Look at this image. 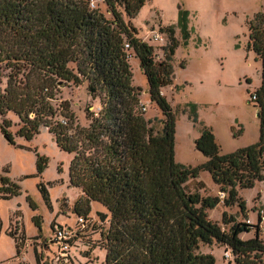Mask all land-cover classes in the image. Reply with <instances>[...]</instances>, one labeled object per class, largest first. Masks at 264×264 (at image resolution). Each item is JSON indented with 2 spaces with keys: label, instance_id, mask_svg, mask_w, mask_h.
Masks as SVG:
<instances>
[{
  "label": "trees",
  "instance_id": "trees-1",
  "mask_svg": "<svg viewBox=\"0 0 264 264\" xmlns=\"http://www.w3.org/2000/svg\"><path fill=\"white\" fill-rule=\"evenodd\" d=\"M94 1L0 0V85L5 79L0 132L14 144L8 132L11 113L18 119L16 136L30 141L44 128L58 149L72 155L68 183L82 194L73 212L87 218L96 202L108 213V228L100 235L103 264H216L211 254L198 253L200 245L213 243L228 249L234 264H263L258 225L238 223L223 213L221 222L228 226L223 229L207 212L219 204H237L244 214L238 190L264 183V0L249 30L250 47L261 63L260 86L252 94L259 140L222 155L212 131L202 127L194 146L205 161L194 168L175 162V116L161 94L172 85L175 28L183 44L189 39L188 12L178 8L175 26L167 29L170 43L163 60L156 61L153 47L138 38L130 22L146 0H99L110 18L91 6ZM131 54L146 79L150 102L163 116L159 129L140 110ZM83 84L100 105L97 112L85 109V127L77 123L68 102L55 105L63 88ZM46 162L37 158L38 174ZM200 172L211 176L222 199L186 189ZM39 192L48 203L43 185ZM19 194L17 184L0 176L1 198ZM35 225L39 227L36 220ZM251 229L252 238H240ZM35 264L49 263L38 257Z\"/></svg>",
  "mask_w": 264,
  "mask_h": 264
},
{
  "label": "rangeland",
  "instance_id": "rangeland-1",
  "mask_svg": "<svg viewBox=\"0 0 264 264\" xmlns=\"http://www.w3.org/2000/svg\"><path fill=\"white\" fill-rule=\"evenodd\" d=\"M93 3L110 18L101 1ZM262 6L263 0H146L130 20L138 38L153 47L155 60L162 61L170 43L167 29L175 26L178 8L189 14L187 43H182L177 28L172 35L178 44L171 62L173 80L171 86L161 90L175 116L174 159L180 166L194 168L205 161L194 146L202 127L212 131L222 155L258 142L260 120L251 96L260 86L261 63L250 47L249 30ZM128 61L132 84L140 89L139 99L146 109L144 117L159 129L163 116L149 100L138 61L133 54ZM1 80L3 88L5 79ZM57 98L55 105L68 102L82 127L88 124L85 109H100L98 99L91 97L85 84L66 86ZM7 118L12 122L8 132L14 144H9L0 132V176L17 184L20 194L9 199L0 197V264H35L38 257L49 264H103L105 251L100 235L108 228V213L102 205L92 202L86 225L78 226L73 206L82 194L68 183L72 155L58 149L44 128L30 141L16 136L18 119L11 113ZM38 157L47 160L41 174L36 169ZM39 185L45 187L48 203L43 200ZM186 189L202 196L222 195L207 172L189 180ZM238 196L245 202L244 214L237 204H219L207 212L208 218L223 229L228 228L221 222L223 213L238 223L258 225L264 242V183L239 189ZM58 228L72 233L66 256H61L53 240ZM253 236L251 229L240 238ZM228 252L232 255L215 243L200 245L198 249L200 254H211L216 264H234L233 256L226 257ZM262 261L264 264V255Z\"/></svg>",
  "mask_w": 264,
  "mask_h": 264
},
{
  "label": "built area",
  "instance_id": "built-area-1",
  "mask_svg": "<svg viewBox=\"0 0 264 264\" xmlns=\"http://www.w3.org/2000/svg\"><path fill=\"white\" fill-rule=\"evenodd\" d=\"M94 3H91V6L93 7ZM126 48L128 47V45L125 46ZM252 100H254V97L252 96ZM140 110L142 112H145V106L141 103L140 105ZM223 194L221 195V199L223 198ZM262 220L264 221V215L262 216ZM86 218L83 217H78L77 223L78 226L80 228H84V226L86 225ZM250 225V224H249ZM72 238V233L69 230H63L58 228L57 230H55L54 232V242L58 245L60 251H61V256H66L68 250H69V244H70V239ZM230 254L229 252L226 254L227 258H230Z\"/></svg>",
  "mask_w": 264,
  "mask_h": 264
},
{
  "label": "water",
  "instance_id": "water-1",
  "mask_svg": "<svg viewBox=\"0 0 264 264\" xmlns=\"http://www.w3.org/2000/svg\"><path fill=\"white\" fill-rule=\"evenodd\" d=\"M6 139V138H5Z\"/></svg>",
  "mask_w": 264,
  "mask_h": 264
}]
</instances>
